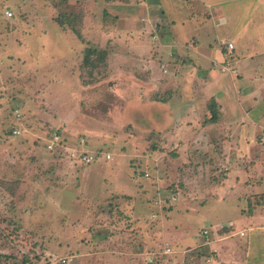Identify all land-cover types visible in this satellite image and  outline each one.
Wrapping results in <instances>:
<instances>
[{"label":"rangeland","instance_id":"rangeland-1","mask_svg":"<svg viewBox=\"0 0 264 264\" xmlns=\"http://www.w3.org/2000/svg\"><path fill=\"white\" fill-rule=\"evenodd\" d=\"M84 1L0 0L13 10L10 18L0 16V264H183L175 260L183 257L178 240L208 243L221 235L255 241L250 260L264 264L262 227H240L247 216L261 224L251 213L264 194L256 201L243 194L222 202L202 197L231 170L217 156L243 139L224 137L230 143L221 146V136L209 131L188 146L185 134L174 140L157 134L161 107L156 119L149 107L170 93L159 86L170 50H158L159 43L149 56L124 49L110 3ZM152 1L162 18L198 13L206 3L205 12L221 15V26L189 24L184 34L235 39L239 56L255 54L252 73L264 72V0ZM177 3L191 4L177 11ZM226 45L221 41L227 51ZM89 48L97 51L88 56ZM55 132L65 147L48 148ZM80 139L98 161L72 163L67 148L80 147ZM244 162L236 171L249 182L253 167ZM167 245L177 252L161 258Z\"/></svg>","mask_w":264,"mask_h":264},{"label":"crops","instance_id":"crops-1","mask_svg":"<svg viewBox=\"0 0 264 264\" xmlns=\"http://www.w3.org/2000/svg\"><path fill=\"white\" fill-rule=\"evenodd\" d=\"M159 1H161L159 4L164 3L163 0ZM88 3H98V1L89 0ZM104 3H110L108 7L117 24L116 29L125 39L124 49L136 50L138 56H149L152 55V44L159 43L162 47L158 50H162L164 46L170 50V57H165L168 72L163 73L159 80L160 88L166 87L170 89V93L162 100H152L156 101L152 103L154 110L149 107V111L154 113L152 114L154 119L159 114H155L156 107H161L160 117L163 116L164 121L160 120L158 124L155 120L153 125L157 134L170 136L171 140L179 138L181 133L185 134L187 141L183 145L188 144V146L196 142V140L191 141L192 139L209 131L221 136L219 140L221 146L223 142L230 143L227 139L222 141L224 137L231 136L233 140L243 139V143L240 141L237 145L235 143L233 146L225 145L228 146L225 150L228 155L221 153L217 156L218 164L220 162L225 169L231 170L217 186H212L214 184L211 183L207 191L203 189L202 197L222 202L230 195L239 194V197L243 194L244 200L256 201L261 194H264V72L262 75L252 73L256 70V61L253 60L255 54L239 56L235 51V39L221 40L218 34L215 35L214 40H205L201 34L196 36L184 34L189 24L200 23L207 27L211 22L221 26V15L217 18L218 16L212 11L205 12L206 3L200 5L198 13L191 11L183 16L180 14L177 16V12L170 18L158 16L159 10L152 0L137 2L136 0L132 2L105 0ZM177 4V11H182V7L187 9L186 4L191 3ZM120 5L124 6L122 11L116 8ZM130 5L139 7V12L131 10ZM197 14H200V17L192 20ZM208 29L210 31L212 28H206L203 32H207ZM152 33L155 34L151 37ZM221 41L227 44V51L221 46ZM228 43H233L232 50L229 49ZM257 55L262 54L258 52ZM210 119L213 121L205 122ZM202 121L204 123L200 125L199 122ZM257 137L259 144H256ZM251 140L253 143L249 142ZM246 159L249 161L248 167H253L252 179L249 182L243 180L246 176L245 172L241 177L238 175L239 171H236L237 168L241 170L245 168L240 167L239 163L243 160L247 163ZM262 201V204H254L251 213L254 216L260 215L257 219L261 224L253 225L254 217L247 216L240 220L241 228L248 225L250 232L259 227L264 231V199ZM229 224L232 222L221 223V227ZM232 236L235 237V235H221L219 240L199 244L198 239L190 236L188 242L184 240L176 242L180 246L178 250L172 245L167 246L172 248L173 253L175 249L181 250L183 257L175 260L183 264H188L189 259L196 261V264H252L249 256L253 253L255 241L235 239ZM189 247V253L184 255L187 253L185 249ZM198 248L202 249L197 254L195 249ZM208 251L212 252L211 256H208ZM163 256L165 257L161 254V258ZM159 259L157 258L156 262H159Z\"/></svg>","mask_w":264,"mask_h":264},{"label":"built area","instance_id":"built-area-1","mask_svg":"<svg viewBox=\"0 0 264 264\" xmlns=\"http://www.w3.org/2000/svg\"><path fill=\"white\" fill-rule=\"evenodd\" d=\"M0 16L3 17H7L10 18L13 16V10L8 7H0ZM228 47L230 50L233 49L234 45L233 43H228ZM21 114L19 113V116ZM14 134H21L22 130L21 128H16L13 130ZM47 146L49 149H56V147L60 146V147H65V140L64 138L60 135L59 132H55L51 138L47 141ZM80 147H74V148H67L68 152H69V158H72V163L75 162H80L83 164H91L93 162L98 161V158L100 157L98 152H94V151H89L84 149V146L86 145V140L85 139H80L79 141ZM107 158H111L112 155L111 153L108 152V154H106ZM173 198V197H172ZM174 199V198H173ZM204 235L208 234V230L204 229L203 231ZM162 255H166V254H171L172 253V248L170 246H166L162 252H160ZM157 256V253H154L153 256H149L148 260L149 262H154L155 257ZM65 260V259H64ZM63 260V261H64Z\"/></svg>","mask_w":264,"mask_h":264},{"label":"trees","instance_id":"trees-1","mask_svg":"<svg viewBox=\"0 0 264 264\" xmlns=\"http://www.w3.org/2000/svg\"><path fill=\"white\" fill-rule=\"evenodd\" d=\"M128 2H132V1H134V0H127ZM97 50L96 49H91V48H89V49H87V55L89 56L91 53H93V52H96ZM87 56V61H90V59H89V57ZM213 118H215V116H212ZM148 174V173H147ZM147 176V175H146ZM148 176H149V174H148Z\"/></svg>","mask_w":264,"mask_h":264}]
</instances>
